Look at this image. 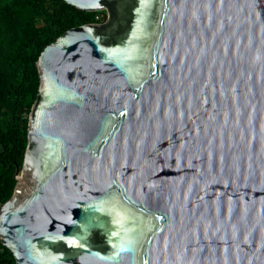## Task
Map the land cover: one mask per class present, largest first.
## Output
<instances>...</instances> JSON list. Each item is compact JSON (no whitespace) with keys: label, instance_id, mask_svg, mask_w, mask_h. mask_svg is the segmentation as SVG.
<instances>
[{"label":"water","instance_id":"1","mask_svg":"<svg viewBox=\"0 0 264 264\" xmlns=\"http://www.w3.org/2000/svg\"><path fill=\"white\" fill-rule=\"evenodd\" d=\"M106 20L36 62L16 264H264V0H64Z\"/></svg>","mask_w":264,"mask_h":264},{"label":"trees","instance_id":"2","mask_svg":"<svg viewBox=\"0 0 264 264\" xmlns=\"http://www.w3.org/2000/svg\"><path fill=\"white\" fill-rule=\"evenodd\" d=\"M64 0H0V207L11 198L27 146L28 116L39 88L36 62L64 32L96 23ZM0 264H16L0 241Z\"/></svg>","mask_w":264,"mask_h":264},{"label":"built area","instance_id":"3","mask_svg":"<svg viewBox=\"0 0 264 264\" xmlns=\"http://www.w3.org/2000/svg\"><path fill=\"white\" fill-rule=\"evenodd\" d=\"M101 12V11H100ZM102 14H98V15H96L95 16V21H96V23H100L101 22V18H102Z\"/></svg>","mask_w":264,"mask_h":264},{"label":"flooded vegetation","instance_id":"4","mask_svg":"<svg viewBox=\"0 0 264 264\" xmlns=\"http://www.w3.org/2000/svg\"><path fill=\"white\" fill-rule=\"evenodd\" d=\"M104 14L106 15V12H105V11H104ZM105 20H106V19H105ZM105 20H104V21H105ZM104 21H102V22H104Z\"/></svg>","mask_w":264,"mask_h":264}]
</instances>
